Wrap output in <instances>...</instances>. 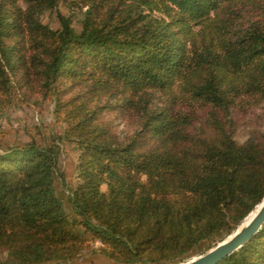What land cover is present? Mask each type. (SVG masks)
Segmentation results:
<instances>
[{
    "label": "trees",
    "instance_id": "obj_1",
    "mask_svg": "<svg viewBox=\"0 0 264 264\" xmlns=\"http://www.w3.org/2000/svg\"><path fill=\"white\" fill-rule=\"evenodd\" d=\"M36 98L65 128L0 150V264H181L264 199V0H0V118ZM218 264H264V227Z\"/></svg>",
    "mask_w": 264,
    "mask_h": 264
},
{
    "label": "rangeland",
    "instance_id": "obj_2",
    "mask_svg": "<svg viewBox=\"0 0 264 264\" xmlns=\"http://www.w3.org/2000/svg\"><path fill=\"white\" fill-rule=\"evenodd\" d=\"M59 10L66 16H72L75 27L78 29L80 28V22L83 18L80 8L75 7L73 11H71L64 5H61ZM41 21L53 29L59 28L57 12L55 11L43 14L41 16ZM35 102L36 104L31 106L25 105L16 107L8 116L0 118V150L14 145H23L30 142L32 139L40 140L42 137H46L50 140L52 136H60L63 133L65 126L61 123H57L54 118V104L51 102H42L39 98H36ZM106 120L113 124L115 132L121 136L131 132V125L121 117L110 115L107 116ZM239 139L242 141L244 140L242 137ZM61 148V170L65 174L69 186L75 187L77 184V165L80 150L77 145L70 143L62 144ZM56 188L59 198L63 201L66 208L69 209L67 195L62 192L58 182H56ZM209 245V242L201 243V245L191 253L190 258L186 262L208 252L209 250H207V248ZM86 261L88 262L84 264H113L111 260L98 253L93 254L91 252H86L81 259L72 264H82V262Z\"/></svg>",
    "mask_w": 264,
    "mask_h": 264
},
{
    "label": "water",
    "instance_id": "obj_3",
    "mask_svg": "<svg viewBox=\"0 0 264 264\" xmlns=\"http://www.w3.org/2000/svg\"><path fill=\"white\" fill-rule=\"evenodd\" d=\"M250 221L244 224L246 218L255 211ZM238 227V229L224 241L203 255L193 258L184 264H218L225 258L240 250L250 242L264 227V199L255 207Z\"/></svg>",
    "mask_w": 264,
    "mask_h": 264
},
{
    "label": "bare ground",
    "instance_id": "obj_4",
    "mask_svg": "<svg viewBox=\"0 0 264 264\" xmlns=\"http://www.w3.org/2000/svg\"><path fill=\"white\" fill-rule=\"evenodd\" d=\"M255 212H256V210L253 211V213H251V214L246 218V220L244 221V224H246V223H248V222L250 221V219L254 216Z\"/></svg>",
    "mask_w": 264,
    "mask_h": 264
},
{
    "label": "crops",
    "instance_id": "obj_5",
    "mask_svg": "<svg viewBox=\"0 0 264 264\" xmlns=\"http://www.w3.org/2000/svg\"><path fill=\"white\" fill-rule=\"evenodd\" d=\"M81 261H82V260H81ZM76 262H77V261H76ZM87 262H88V261H86V262H82V264L87 263ZM89 262H90V261H89ZM72 263H75V262H72ZM72 263H71V264H72ZM90 263H91V262H90Z\"/></svg>",
    "mask_w": 264,
    "mask_h": 264
},
{
    "label": "built area",
    "instance_id": "obj_6",
    "mask_svg": "<svg viewBox=\"0 0 264 264\" xmlns=\"http://www.w3.org/2000/svg\"><path fill=\"white\" fill-rule=\"evenodd\" d=\"M97 245L99 246L100 244L98 243Z\"/></svg>",
    "mask_w": 264,
    "mask_h": 264
}]
</instances>
